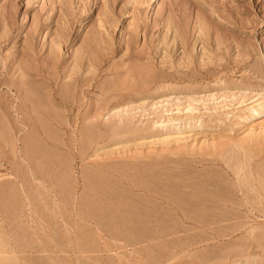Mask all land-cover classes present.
Segmentation results:
<instances>
[{
  "label": "rangeland",
  "instance_id": "obj_1",
  "mask_svg": "<svg viewBox=\"0 0 264 264\" xmlns=\"http://www.w3.org/2000/svg\"><path fill=\"white\" fill-rule=\"evenodd\" d=\"M263 109L264 0H0V264H264Z\"/></svg>",
  "mask_w": 264,
  "mask_h": 264
},
{
  "label": "bare ground",
  "instance_id": "obj_2",
  "mask_svg": "<svg viewBox=\"0 0 264 264\" xmlns=\"http://www.w3.org/2000/svg\"><path fill=\"white\" fill-rule=\"evenodd\" d=\"M256 100L252 101L251 103L255 102ZM257 102V101H256ZM259 102V101H258ZM261 102V101H260ZM250 103V104H251ZM252 105V104H251ZM251 105H248L249 107L247 108V112H246V119H250L251 117L255 116L256 114L259 113V109L256 108L255 106H251ZM259 106V104H256V106ZM264 111V109H263ZM257 116V115H256ZM177 210V209H175Z\"/></svg>",
  "mask_w": 264,
  "mask_h": 264
}]
</instances>
